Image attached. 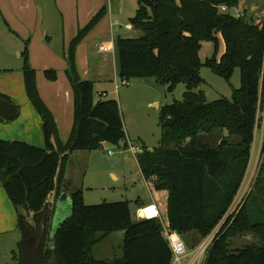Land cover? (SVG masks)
I'll return each mask as SVG.
<instances>
[{
	"label": "trees",
	"instance_id": "trees-1",
	"mask_svg": "<svg viewBox=\"0 0 264 264\" xmlns=\"http://www.w3.org/2000/svg\"><path fill=\"white\" fill-rule=\"evenodd\" d=\"M239 1L137 0L129 23L139 34L115 39L121 80L155 77L168 89L186 84L181 100L159 108L160 145L147 148L143 144L135 154L144 179L153 189L166 191L167 228L179 235L194 230L202 239L222 221L207 250L206 264H264V137L253 187L237 211L224 219L247 171L258 113L264 108V18L259 26L242 13L222 11V6L235 7ZM103 13L100 9L79 28L66 50L74 124L65 142L59 139L53 116L40 97L28 40L24 41L23 84L40 116L44 145L0 138V179L21 234L14 255L18 262L21 241L34 235L40 241L41 264H47L52 253L60 264L172 263L161 219L134 218L127 200L86 204L81 187L70 193L72 212L57 226L54 247L48 242L50 199L69 155L94 151L105 143L123 149L130 146L117 99H95L94 83L82 80L75 68V46ZM203 41L212 42L214 51L201 60ZM203 65L226 82L238 68L240 86L232 88L229 97L208 100L202 90H195L202 83ZM44 75L50 81L57 78L54 69H45ZM212 132L213 143H208L203 133ZM183 140L188 142L182 145ZM115 231H122L121 254L111 259L92 257L97 242ZM247 234L252 243L234 245L236 238Z\"/></svg>",
	"mask_w": 264,
	"mask_h": 264
},
{
	"label": "crops",
	"instance_id": "crops-1",
	"mask_svg": "<svg viewBox=\"0 0 264 264\" xmlns=\"http://www.w3.org/2000/svg\"><path fill=\"white\" fill-rule=\"evenodd\" d=\"M10 1L13 10L5 7L6 16L11 17L13 11H15L22 19H24V21L23 23L17 21L11 23L15 28V31H17V41L15 43H13L12 40L10 41V45H8V42L7 46L4 45L3 48L0 44V75L11 74L8 75L9 77L2 79L4 83L0 86V94L7 96V100H10V102L18 106L17 113L25 107V115L11 121V124H4V122L0 121V137L5 138V140L13 139L27 141L40 147L44 145L40 116L34 109L33 105L29 102L23 84V71L21 70L23 59L21 51L24 41L28 40L29 62L32 68L36 70V87H38L40 97L53 116L54 122L57 126L59 139L65 142L68 140L67 138L69 137L74 124L73 90L72 86H70L65 69V55L69 43L77 34L79 28L84 27L100 9L104 10L103 16L100 20L75 46V68H77L78 74L82 80H91L94 85L97 80L99 81V86L95 85V99L114 97L111 95V91L114 90L113 85L117 87L116 77L119 75L120 68L115 39L118 35L126 36L122 30V26L125 30L131 28L129 18L134 15L137 8V0H40V7L37 6L36 3L34 4L32 0ZM20 2L23 3L21 7L18 5ZM49 5L53 8V12L50 15L53 17L52 20L56 23V29L50 28L49 26L46 29H41V32L36 31L34 35L26 31L25 27L39 28V24L41 26V23H43L42 15L48 13ZM255 5V2L252 4L250 0H248L247 4L243 0H240L237 6L231 8H236L235 14L242 13L249 20L252 13L251 9ZM231 8H226L225 6L221 7L222 11L225 12H229L227 10ZM35 9L38 14L40 10V21L32 17ZM56 13L58 16L57 22L55 16ZM48 21L50 20L48 19ZM259 22L260 21L257 20L255 23L260 26ZM54 31H57V34ZM99 43H104L108 49L106 51L100 50L98 48ZM45 69L56 70V80H48L44 75ZM106 81L109 82L107 85L110 87L105 85ZM144 86L149 88L150 84L146 81L144 82ZM136 89L137 84H132L128 86L127 89H120L118 92L119 98L120 94L125 97H133ZM147 101L149 106H155L158 110L162 106L157 99L152 96L147 98ZM0 119L2 118L0 117ZM124 129L126 137H128L130 142L131 137L126 124H124ZM223 134L225 133L223 132ZM131 145L132 144H130V146ZM260 145L258 147V155L252 163L251 151L247 171L241 184L253 182L255 178L254 176L258 172L257 165L258 157L260 156ZM138 146L139 145H137V147ZM138 149H141V146H139ZM91 152L92 151L78 150L71 153L66 160L62 172V180L60 183L58 182V186L50 199L52 215L48 225L49 245L51 244L55 230L58 228L57 226L72 212L70 200L71 191L78 189L79 187H84V184L77 178L79 177L78 174L75 175V169L82 166L84 160H89ZM160 194L161 197L163 196V209L166 211V191L158 193V195ZM149 202L157 203L152 199L147 202H139L136 207L138 208ZM164 213L165 212H163V214ZM15 224L16 211L14 210L11 201L9 204L0 192V243L2 246V248H0V264H20L14 256L18 249L17 243L21 238V234ZM115 232H119L120 243L116 254L107 253L106 256L101 257V259H111L121 254L122 231ZM112 234L113 233L103 237L101 240L107 239ZM100 235L101 234L98 233L97 236Z\"/></svg>",
	"mask_w": 264,
	"mask_h": 264
},
{
	"label": "rangeland",
	"instance_id": "rangeland-1",
	"mask_svg": "<svg viewBox=\"0 0 264 264\" xmlns=\"http://www.w3.org/2000/svg\"><path fill=\"white\" fill-rule=\"evenodd\" d=\"M243 1L246 2V4L248 2V0ZM32 2L34 4L36 3L37 6L40 7V0H32ZM250 2H252V4L255 2L256 4L251 9L252 13L250 15V19L251 21L255 22L259 20V24L261 25L264 18V0H250ZM22 4V2L18 3L20 7ZM49 6L50 7L48 8V13L42 15L43 23H41V26L39 24V28L25 27L26 31L34 35L36 31L41 32V29H46L49 26L50 28L56 29V23L52 20L53 17L50 15L53 12V8L51 7V5ZM5 7L13 10V6L10 0H0V44L2 45V48L4 45L7 46L8 42V45H10V41L12 40L13 43L17 41V31H15V28L11 23H14L15 21L23 23L24 21V19H22L20 15L15 11H13V15L11 17L6 16L4 9ZM235 9L236 8H231L227 11H229L231 14H235ZM37 14L38 13L35 9L32 17L40 21V10L39 14ZM55 16L57 22V13L55 14ZM48 19L50 21H48ZM122 30L126 36H136L139 34L138 31H135L131 28L125 30L123 26ZM54 32H56L57 34V31ZM219 47L220 53L223 50V43L220 44ZM213 51L214 47L212 42L203 41L201 44V50L199 52L201 60L210 57L213 54ZM8 75L11 74L0 75V86L4 83L2 79L9 77ZM200 76L202 77V83L195 90H202L208 100H215L220 96L229 97L232 88H238L240 86L238 68L234 69L233 74L229 80L230 82H226L217 74L215 75L212 70L205 65L200 68ZM116 78L117 87L111 84L114 86V90L111 91V95L117 99V102H119L121 118L123 120V123L126 124L127 130L131 137L130 144L134 146L139 145L142 147L144 143L147 148L159 146L161 143V129L159 127L158 119L159 110L155 106H149L147 104V98L151 96L156 98L160 105H164L165 103H172L174 100H181L182 93L186 90V84L181 82L172 89H168V84L160 83L155 77H146L128 79V85H121V79L119 75H117ZM146 81L150 84L149 88L144 86V82ZM95 83L96 86H99L98 80ZM108 83L109 82L106 81L105 85H107ZM132 84H137V89L136 91H134L135 94H133V97H125L123 95L121 96L120 94L119 98V90L127 89L128 86ZM24 115L25 107L22 108L15 116L6 120L0 119V121L4 122V124H11V121L16 120L18 117L21 118ZM258 116L259 127L255 130L256 134L251 150V163L258 155V147L264 137L263 107L259 111ZM213 132L203 133L209 139L208 143H213ZM223 132L226 134V130H223ZM177 142L178 141L172 142L170 146H174ZM186 142L188 141L183 140L181 141V144L183 145ZM136 151H134L131 146H129L127 149H123L109 143H105L102 148H98L92 151L89 160H84L83 165L75 169V175L78 174L79 177L77 178L84 184V187L82 188V190L84 191L83 198L85 195L84 202L86 204H97L102 201L114 202L117 200H127L135 218V213L137 210L136 205L139 202H147L153 199L157 202L156 204H159L157 205L159 206V210L161 209V224L166 226V219L165 215L163 214V212H165L163 209V196L161 197V194L158 195V193H162L163 191H157L153 189L150 182H147L144 179L142 172H140L137 156L135 154ZM259 160L260 156L258 157V164ZM253 182H250V184L248 185V191L253 187ZM0 192L2 193V196L5 197V200L10 204V200L7 199L6 193L4 192L1 179ZM180 238L182 239V241H184L188 251L196 249L202 241L198 232L194 230L185 232V234H181ZM253 241L254 239H252L251 235L247 234L243 237L236 238L234 245H243L246 243H252ZM119 245V232H115L107 239H103L98 242V244L92 250V257L101 258L105 257L107 253L116 254ZM0 248H2L1 243Z\"/></svg>",
	"mask_w": 264,
	"mask_h": 264
},
{
	"label": "built area",
	"instance_id": "built-area-1",
	"mask_svg": "<svg viewBox=\"0 0 264 264\" xmlns=\"http://www.w3.org/2000/svg\"><path fill=\"white\" fill-rule=\"evenodd\" d=\"M98 48L102 51H106L108 48L104 43H99ZM121 85H128L127 81L121 80ZM131 148L134 151H140L137 146L131 145ZM241 184L240 189L238 190L234 200L232 201V205L229 208L228 212L224 216V219L228 217L230 214H233L237 211L241 203L243 202L245 196L248 191L249 185ZM135 217L138 219H150V218H158L161 219V214L159 207L154 202H149L148 204L141 205L137 208ZM223 220V219H222ZM222 224V223H220ZM220 224L207 236L203 237L201 243L197 246L196 249L192 251H188L185 246L184 241L180 238V235L167 228V226L163 225V235L167 241H169V245L172 251V263L171 264H206L205 256L208 248L213 242V238L215 237L216 232L220 228Z\"/></svg>",
	"mask_w": 264,
	"mask_h": 264
},
{
	"label": "water",
	"instance_id": "water-1",
	"mask_svg": "<svg viewBox=\"0 0 264 264\" xmlns=\"http://www.w3.org/2000/svg\"><path fill=\"white\" fill-rule=\"evenodd\" d=\"M18 110V106L9 100H5L0 97V117L4 120L9 119L16 115ZM152 181V179H150ZM20 255H19V263L20 264H41L39 262V248L40 241L34 235L27 236L20 243ZM54 247V244H52ZM47 264H60L55 253H52L51 257L47 261Z\"/></svg>",
	"mask_w": 264,
	"mask_h": 264
}]
</instances>
